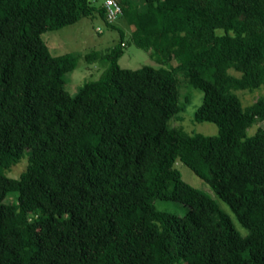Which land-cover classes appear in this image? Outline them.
Returning <instances> with one entry per match:
<instances>
[{"label": "trees", "instance_id": "16d2710c", "mask_svg": "<svg viewBox=\"0 0 264 264\" xmlns=\"http://www.w3.org/2000/svg\"><path fill=\"white\" fill-rule=\"evenodd\" d=\"M115 1L126 44L163 51L166 66L120 68L119 32L101 76L71 95L80 54L52 56L42 34L95 14L114 28L103 7L0 0V264H264V129L247 135L264 95L248 107L235 95L264 87V0ZM178 74L202 94L194 120L216 136L169 127L182 110Z\"/></svg>", "mask_w": 264, "mask_h": 264}, {"label": "rangeland", "instance_id": "374dc122", "mask_svg": "<svg viewBox=\"0 0 264 264\" xmlns=\"http://www.w3.org/2000/svg\"><path fill=\"white\" fill-rule=\"evenodd\" d=\"M87 1L93 7L99 8L105 0ZM111 24L114 28L108 27L95 14L91 18H83L73 25L55 31H46L42 34L41 38L52 56L57 57L67 53L80 54L76 68L66 76L65 89L69 94H75L84 82L97 80L101 76L107 67V65L101 63L102 56L118 46L119 32L124 34L123 45L121 44L123 54L118 59L120 68L128 70H136L143 66L165 68L163 51L155 53L150 49H140L131 43L126 44L131 28L128 27L124 18L118 17ZM93 52H97L99 55H89ZM227 72L230 75H239L232 69ZM181 76V74L176 75L178 79L179 104L182 110L169 121V127L182 129L190 135L216 136L218 133L216 125L194 120V113L201 104L202 94L189 86ZM235 95L240 100L242 107H248L264 95V87H259L252 91H235ZM257 129H264V120L257 121L249 127L247 135H253ZM25 166L26 158L14 165L6 175L10 178H18ZM173 168L179 173L183 182L214 200L218 208L228 215L237 232L241 235L246 234V231L238 224L229 207L220 201L201 179L179 161L175 162ZM11 200H13V197L9 198V201ZM156 207L176 215L183 214V209L171 202L158 201L156 202Z\"/></svg>", "mask_w": 264, "mask_h": 264}, {"label": "built area", "instance_id": "2783aa9c", "mask_svg": "<svg viewBox=\"0 0 264 264\" xmlns=\"http://www.w3.org/2000/svg\"><path fill=\"white\" fill-rule=\"evenodd\" d=\"M105 20L112 23L121 16V8L115 0H105L103 5Z\"/></svg>", "mask_w": 264, "mask_h": 264}]
</instances>
